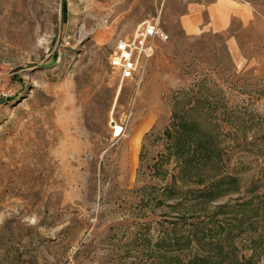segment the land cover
Segmentation results:
<instances>
[{
    "label": "rangeland",
    "instance_id": "rangeland-1",
    "mask_svg": "<svg viewBox=\"0 0 264 264\" xmlns=\"http://www.w3.org/2000/svg\"><path fill=\"white\" fill-rule=\"evenodd\" d=\"M210 1L0 0V264H191L198 247L204 264H264V0L247 25L188 35L182 16ZM148 21L169 39L122 82L110 54ZM193 90L247 116H186Z\"/></svg>",
    "mask_w": 264,
    "mask_h": 264
},
{
    "label": "trees",
    "instance_id": "trees-1",
    "mask_svg": "<svg viewBox=\"0 0 264 264\" xmlns=\"http://www.w3.org/2000/svg\"><path fill=\"white\" fill-rule=\"evenodd\" d=\"M201 86L202 85L200 83V85H198L199 89H202ZM200 106L206 107L205 112H206L207 116L211 119L210 122L215 123L216 128L221 127L224 124V122L227 124V126L232 127L229 122H233L234 120H236L238 118H242V117L247 116L246 114L249 110L247 107L241 106V105H235L233 107H229L226 104L220 105L218 102L211 101L209 99L201 98V97L197 96L196 91H194L193 103H189L188 106L182 107L181 112H183L186 116H189L191 113L193 114L196 111V109H199ZM218 112H219V114H218ZM192 114H191V116H192ZM249 117H251V116H249ZM213 119L218 120V121H213ZM220 121L222 122V124H220ZM220 131H221L222 135L224 136V138L222 139L220 144H223L224 142L227 141L228 135H227V132H225L224 130L220 129ZM195 135H196V131H192L188 136L186 135L185 138H182L181 142L183 144L187 145L186 140L192 141L194 139ZM211 160H212V156L210 153L208 156H206V161L209 162ZM191 162H196V159L194 156H193V159H189L187 161V163H191ZM213 184H214V182L210 181L205 186L206 190L210 189V187ZM178 205H180V203L179 204L172 203L169 206H178ZM184 218H186V220H187L188 216L184 217ZM168 221H169L168 223H170V225H172V227L175 225L182 226V224L185 223V220H182L181 218H178L175 221H170V220H168ZM171 228L167 229V231L165 233V238H164L165 242H163L164 243L163 245L165 246V248H164L165 253H169L170 255L176 257V256H179L183 253L182 247L180 246L182 239H181V234L173 233ZM194 229H196V231H194V233H193V236L195 238V243L202 242L201 246L203 248H206V246H210L211 238L207 237L205 239V237H204L205 234H208L210 231L209 232L204 231L202 228L200 229V227H195ZM159 243H160V241H159ZM194 249H195V251H192V252L190 249L188 250V252H191V253H189V256H190L189 263H191V264H197L198 262H201V264H204L206 261V258L211 256V254L207 253L204 256L200 257L199 252L202 249H200L199 247L194 248ZM232 249L235 250L234 248H232ZM217 256H221V254L219 253V250H218L217 255L214 256L213 258H215ZM168 259H171V257H169Z\"/></svg>",
    "mask_w": 264,
    "mask_h": 264
},
{
    "label": "crops",
    "instance_id": "crops-1",
    "mask_svg": "<svg viewBox=\"0 0 264 264\" xmlns=\"http://www.w3.org/2000/svg\"><path fill=\"white\" fill-rule=\"evenodd\" d=\"M253 0H212L207 4L193 3L190 12L182 16L183 29L188 35H195L204 30L214 33L226 32L231 28L234 19H239L243 24L251 23L256 12ZM206 15V21L204 16ZM230 51L235 59L241 58L235 36L229 38Z\"/></svg>",
    "mask_w": 264,
    "mask_h": 264
},
{
    "label": "built area",
    "instance_id": "built-area-1",
    "mask_svg": "<svg viewBox=\"0 0 264 264\" xmlns=\"http://www.w3.org/2000/svg\"><path fill=\"white\" fill-rule=\"evenodd\" d=\"M169 35L157 22H144L128 36L120 37L110 54L109 65L123 81L135 80L146 70L157 44L166 42Z\"/></svg>",
    "mask_w": 264,
    "mask_h": 264
},
{
    "label": "bare ground",
    "instance_id": "bare-ground-1",
    "mask_svg": "<svg viewBox=\"0 0 264 264\" xmlns=\"http://www.w3.org/2000/svg\"><path fill=\"white\" fill-rule=\"evenodd\" d=\"M115 128H116L115 135L116 136L120 135L122 133V131H123V128L120 125H117Z\"/></svg>",
    "mask_w": 264,
    "mask_h": 264
}]
</instances>
